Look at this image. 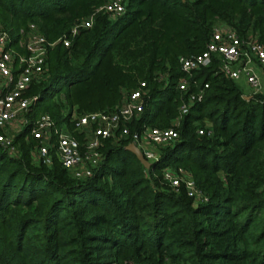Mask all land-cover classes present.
Segmentation results:
<instances>
[{
	"label": "trees",
	"instance_id": "trees-1",
	"mask_svg": "<svg viewBox=\"0 0 264 264\" xmlns=\"http://www.w3.org/2000/svg\"><path fill=\"white\" fill-rule=\"evenodd\" d=\"M108 1L0 0V28L13 40L30 24L50 43L70 39L48 49L44 78L25 94L36 101L13 138L17 154L0 147V264H264V88L244 94L217 57L191 74L180 66L219 25L264 46V0H123L114 19L95 13ZM141 83L142 113L129 137L103 140L92 177L73 178L53 151L49 165L36 160L29 131L38 116L82 145L72 114L114 111ZM171 127L178 137L149 168L126 149L134 133ZM164 169H181L208 201L183 184L171 189Z\"/></svg>",
	"mask_w": 264,
	"mask_h": 264
},
{
	"label": "built area",
	"instance_id": "built-area-1",
	"mask_svg": "<svg viewBox=\"0 0 264 264\" xmlns=\"http://www.w3.org/2000/svg\"><path fill=\"white\" fill-rule=\"evenodd\" d=\"M99 12L114 19L124 14L125 4L123 0H109L96 9L95 13ZM92 23L93 15L73 25L70 38L78 34L81 28L91 27ZM56 43L69 47L70 39L63 38L50 43L34 24H30L19 31L17 40H13L8 31L0 28V147L10 155L17 154L13 136L19 134L29 123L26 114L36 101L35 97H26L25 94L31 84L44 78L48 49ZM216 57L221 62L222 72L230 80L242 82L250 89V95L263 91L264 46L254 37L240 38L228 26H216L205 51L197 56L180 58V66L184 73L191 74L195 70L209 66ZM177 87L180 92H188L189 82L182 78ZM204 88H207V85ZM145 94V83H141L137 89L124 97L114 111L93 112L80 116L72 114L77 129L84 133L82 145L65 128L57 129L48 115L38 116L31 123L29 131L31 138L38 142L35 150L36 160L49 165L50 153L53 151L61 166L68 170L73 178L84 180L92 177L102 157L100 148L103 140L129 137L128 124L142 113ZM201 99L202 91L189 94L187 102L180 106V115L174 121V126H177L180 118L188 113L189 106ZM198 133L203 134V130H199ZM177 137L178 133L173 127L146 128L141 133L132 134L130 144H134L143 158L152 165L158 161L159 147L174 141ZM182 174L181 169L177 171L164 169L162 180L173 190H177L180 184H183L189 198L195 202L206 203L208 201L206 195L193 180L185 178Z\"/></svg>",
	"mask_w": 264,
	"mask_h": 264
},
{
	"label": "water",
	"instance_id": "water-1",
	"mask_svg": "<svg viewBox=\"0 0 264 264\" xmlns=\"http://www.w3.org/2000/svg\"><path fill=\"white\" fill-rule=\"evenodd\" d=\"M246 100L249 99L248 96L245 97ZM126 149L128 151H130L132 154H134L137 159L140 161L141 164L144 165L145 168H149L150 167V164L143 158V156L141 155L139 149L134 145V144H129Z\"/></svg>",
	"mask_w": 264,
	"mask_h": 264
},
{
	"label": "rangeland",
	"instance_id": "rangeland-1",
	"mask_svg": "<svg viewBox=\"0 0 264 264\" xmlns=\"http://www.w3.org/2000/svg\"><path fill=\"white\" fill-rule=\"evenodd\" d=\"M238 85H239V87L241 88V90L243 91L244 94H249L250 95V93H251L250 89L247 88L242 82H238ZM15 125L17 126L18 124H15ZM63 127L61 129H64ZM8 128H7V131L9 130ZM8 133L10 134V131ZM8 133L5 132V134L9 135ZM11 134H13V133L11 132Z\"/></svg>",
	"mask_w": 264,
	"mask_h": 264
},
{
	"label": "crops",
	"instance_id": "crops-1",
	"mask_svg": "<svg viewBox=\"0 0 264 264\" xmlns=\"http://www.w3.org/2000/svg\"><path fill=\"white\" fill-rule=\"evenodd\" d=\"M16 135H17V134H16ZM16 135H15V136H16ZM13 138H14V136H13Z\"/></svg>",
	"mask_w": 264,
	"mask_h": 264
}]
</instances>
